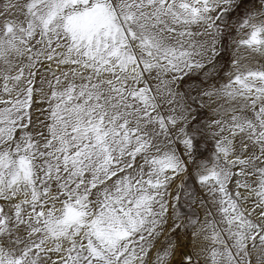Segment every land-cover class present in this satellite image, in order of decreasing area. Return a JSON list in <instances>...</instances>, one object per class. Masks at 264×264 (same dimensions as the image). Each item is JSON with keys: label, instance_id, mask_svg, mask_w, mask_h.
<instances>
[{"label": "snow or ice", "instance_id": "6c2138e0", "mask_svg": "<svg viewBox=\"0 0 264 264\" xmlns=\"http://www.w3.org/2000/svg\"><path fill=\"white\" fill-rule=\"evenodd\" d=\"M0 264H264V0H0Z\"/></svg>", "mask_w": 264, "mask_h": 264}, {"label": "rangeland", "instance_id": "374dc122", "mask_svg": "<svg viewBox=\"0 0 264 264\" xmlns=\"http://www.w3.org/2000/svg\"><path fill=\"white\" fill-rule=\"evenodd\" d=\"M186 244V241L183 240V238L180 239V244L179 246L177 247V250H176V256H175V259L177 261H179L181 259V251L183 249V247L185 246Z\"/></svg>", "mask_w": 264, "mask_h": 264}]
</instances>
